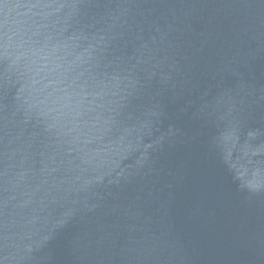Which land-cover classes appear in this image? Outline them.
Returning a JSON list of instances; mask_svg holds the SVG:
<instances>
[{"label":"water","instance_id":"water-1","mask_svg":"<svg viewBox=\"0 0 264 264\" xmlns=\"http://www.w3.org/2000/svg\"><path fill=\"white\" fill-rule=\"evenodd\" d=\"M0 264H264V0H0Z\"/></svg>","mask_w":264,"mask_h":264}]
</instances>
